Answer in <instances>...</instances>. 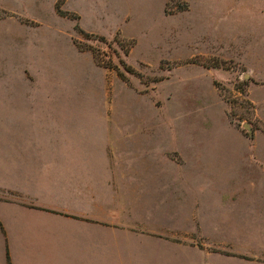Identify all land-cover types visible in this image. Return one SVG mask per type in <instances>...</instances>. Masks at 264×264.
I'll use <instances>...</instances> for the list:
<instances>
[{"label":"rangeland","instance_id":"374dc122","mask_svg":"<svg viewBox=\"0 0 264 264\" xmlns=\"http://www.w3.org/2000/svg\"><path fill=\"white\" fill-rule=\"evenodd\" d=\"M6 100L106 104L137 185H243L223 151L264 137V0H0Z\"/></svg>","mask_w":264,"mask_h":264},{"label":"crops","instance_id":"0c3cea01","mask_svg":"<svg viewBox=\"0 0 264 264\" xmlns=\"http://www.w3.org/2000/svg\"><path fill=\"white\" fill-rule=\"evenodd\" d=\"M106 109L0 101V264H264V137L225 141L243 185H137L145 156Z\"/></svg>","mask_w":264,"mask_h":264},{"label":"trees","instance_id":"16d2710c","mask_svg":"<svg viewBox=\"0 0 264 264\" xmlns=\"http://www.w3.org/2000/svg\"><path fill=\"white\" fill-rule=\"evenodd\" d=\"M86 36H87V37H90L91 35H88V34H86ZM100 39L104 40V38H103V37H101Z\"/></svg>","mask_w":264,"mask_h":264},{"label":"water","instance_id":"95a60500","mask_svg":"<svg viewBox=\"0 0 264 264\" xmlns=\"http://www.w3.org/2000/svg\"><path fill=\"white\" fill-rule=\"evenodd\" d=\"M245 77L247 78V75Z\"/></svg>","mask_w":264,"mask_h":264}]
</instances>
